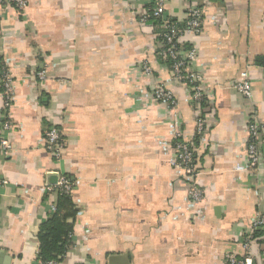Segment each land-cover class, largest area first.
<instances>
[{
	"label": "crops",
	"instance_id": "1",
	"mask_svg": "<svg viewBox=\"0 0 264 264\" xmlns=\"http://www.w3.org/2000/svg\"><path fill=\"white\" fill-rule=\"evenodd\" d=\"M27 1L0 17V68L13 81L12 149L0 151V264L38 263L40 229L57 200L44 187L57 171L74 184L75 206L59 264H229L241 256L242 237L264 214V147L257 169L247 149L250 118L264 126V0L166 6L178 22L189 5L203 8V31L189 39L198 50L190 68L203 77L201 111L158 56L156 25L140 22L147 0ZM244 72L252 100L235 89ZM159 86L175 107L156 99ZM3 105L0 85V143ZM51 126L65 142L59 163L46 149ZM177 132L194 152L202 202L191 199L193 180L177 165ZM255 250H264V233Z\"/></svg>",
	"mask_w": 264,
	"mask_h": 264
},
{
	"label": "built area",
	"instance_id": "2",
	"mask_svg": "<svg viewBox=\"0 0 264 264\" xmlns=\"http://www.w3.org/2000/svg\"><path fill=\"white\" fill-rule=\"evenodd\" d=\"M145 12L140 16L142 24H156L161 30L159 33L162 44L158 56L171 62L172 81L185 84L190 92L194 107L199 110V104L204 98V92L201 87L203 77L197 72L191 71V64L194 63L198 56V50L195 45L190 43L189 39L201 35L203 31V8L197 4H191L187 8L186 19L183 24L174 23L170 18H166V6L171 0H147ZM28 4L27 0H0V17L12 8L18 12L23 11ZM144 71L151 74L152 70L149 66L144 65ZM36 76L44 80L45 71L42 69L36 72ZM0 85L3 90V114L1 116V143L0 151L5 157H9L12 149L11 132L12 120L10 109L13 103V81L10 74L3 69L0 76ZM235 89L246 100H252L253 91L251 82L247 72L241 75V80L235 85ZM156 99L162 103H166L171 107L176 106V100L173 94L164 86H159L154 93ZM206 131L204 118L197 120V135L201 137ZM264 126L260 125L255 116L249 120V141L248 154L252 168L257 169L263 156L264 147ZM46 149L52 159L61 162L65 150V142L61 130L55 126L49 127L45 132ZM174 148L177 156V165L183 171L185 177L193 180L190 187V197L194 202H202L204 198L203 191L195 184L197 172L194 169V152L188 144H186L182 135L177 132L175 135ZM55 183L46 184L44 190L47 195H64L71 194L74 184L68 177L57 171L55 173ZM6 182H2L5 185ZM0 184V185H1ZM51 212H56L55 203L50 206ZM257 231L264 232V214H259L253 221L250 230L242 237L241 245L243 254L241 256H229V264H256L257 261L264 259V250L257 253L255 244ZM38 264H43L39 262ZM54 264V263H47Z\"/></svg>",
	"mask_w": 264,
	"mask_h": 264
},
{
	"label": "trees",
	"instance_id": "3",
	"mask_svg": "<svg viewBox=\"0 0 264 264\" xmlns=\"http://www.w3.org/2000/svg\"><path fill=\"white\" fill-rule=\"evenodd\" d=\"M171 21L174 23L183 24L173 19H171ZM158 30L159 33H161V30L160 29ZM168 64L171 69V62L168 61ZM3 69L7 71V69L4 66H1L0 76L2 74ZM191 71L193 70L191 69ZM204 102H205V96L202 102L199 104V108H200L199 111H201V108H203ZM55 205H56V212L54 213V216H52L46 222H44V224L41 226L40 229V233H39L40 247H39V254L37 257L38 263L42 262L43 264H47V263L59 264L62 261V259L65 258L67 251L72 243V236L74 233L73 225H71L68 222L72 216L67 211L68 208H72L71 211L72 214L75 213V209H74L75 206L72 203L71 194H64L60 196L58 195ZM263 233H264L263 231H257L255 235L256 237H258L260 234Z\"/></svg>",
	"mask_w": 264,
	"mask_h": 264
},
{
	"label": "water",
	"instance_id": "4",
	"mask_svg": "<svg viewBox=\"0 0 264 264\" xmlns=\"http://www.w3.org/2000/svg\"><path fill=\"white\" fill-rule=\"evenodd\" d=\"M53 179H54V181H53V182L55 183V181H56V179H57V178L54 176V178H53Z\"/></svg>",
	"mask_w": 264,
	"mask_h": 264
}]
</instances>
